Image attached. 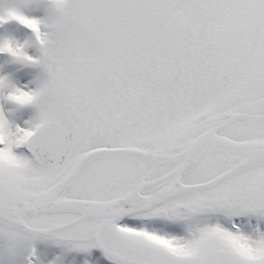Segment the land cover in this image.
Here are the masks:
<instances>
[{"label":"snow or ice","instance_id":"snow-or-ice-1","mask_svg":"<svg viewBox=\"0 0 264 264\" xmlns=\"http://www.w3.org/2000/svg\"><path fill=\"white\" fill-rule=\"evenodd\" d=\"M12 21L32 36L0 53L42 75L0 74V264H264V0H13Z\"/></svg>","mask_w":264,"mask_h":264},{"label":"rangeland","instance_id":"rangeland-1","mask_svg":"<svg viewBox=\"0 0 264 264\" xmlns=\"http://www.w3.org/2000/svg\"><path fill=\"white\" fill-rule=\"evenodd\" d=\"M11 2H13V0H0V6H2V5H5V4H9V3H11ZM16 2H19V0H16ZM35 7H33L32 8V10H31V12H32V14L34 13V15H36V16H39V15H41L40 13H42L41 11H45V8H44V6H43V4L41 3L39 6H36V5H34ZM45 15V13L43 14V15H41V17L42 16H44ZM21 34H17L16 35V38L17 39H19L21 42H23L24 40H26V39H28V37L27 36H25L22 32H20ZM27 51L29 52V49H27ZM32 54V53H31ZM33 55V54H32ZM9 62H11L9 59L6 61V63H9ZM21 66H23V65H21ZM20 65H19V67H21ZM3 70V67H1V71ZM0 71V74H2V72ZM5 74L6 75H10V73L6 70V72H5ZM11 76V75H10ZM15 77H17V76H15ZM15 81H16V78H13ZM26 80L27 79H21V81H19V84H24V83H27L26 82ZM17 82V81H16ZM5 108L7 109V104L5 103ZM31 117V116H30ZM41 247L43 248L44 246L43 245H41ZM56 251H59V249L58 250H56ZM52 254H54V253H51L50 255H49V258L51 257V255ZM74 256H76V254L75 253H73V254H70L69 256H67L66 258H65V264H70V262L71 261H73V258H74ZM99 258H98V256L97 255H94V254H90V257H89V260L90 261H92L93 262V264H96V262H97V260H98ZM74 260H75V264H79V261H78V258H74ZM100 264H101V262H100Z\"/></svg>","mask_w":264,"mask_h":264}]
</instances>
